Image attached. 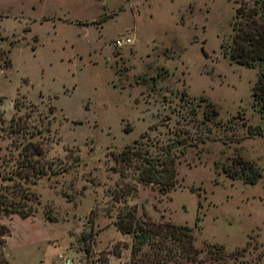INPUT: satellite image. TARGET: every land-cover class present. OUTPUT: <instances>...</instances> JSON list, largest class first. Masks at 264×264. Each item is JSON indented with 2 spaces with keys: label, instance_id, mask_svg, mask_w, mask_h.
<instances>
[{
  "label": "rangeland",
  "instance_id": "obj_1",
  "mask_svg": "<svg viewBox=\"0 0 264 264\" xmlns=\"http://www.w3.org/2000/svg\"><path fill=\"white\" fill-rule=\"evenodd\" d=\"M234 1L0 0L9 60L0 59V172L26 141L42 147L45 170L29 186L31 215L0 220V264H133L130 235L112 223L123 207L192 227L197 248H244L225 264H264V149L246 133L263 122L251 106L256 69L221 47ZM116 38L130 43L116 47ZM206 101L217 111L210 120ZM175 141L177 181L166 193L132 168L123 178L111 169L124 147L156 155ZM236 156L254 162L255 183L223 172ZM123 185L135 191L115 202Z\"/></svg>",
  "mask_w": 264,
  "mask_h": 264
},
{
  "label": "trees",
  "instance_id": "obj_2",
  "mask_svg": "<svg viewBox=\"0 0 264 264\" xmlns=\"http://www.w3.org/2000/svg\"><path fill=\"white\" fill-rule=\"evenodd\" d=\"M234 4L230 41L221 47L229 61L256 69L255 80L250 88L251 106L263 122L261 125H246V133L259 136L264 133V0H236ZM0 59L4 66L9 65L2 50ZM216 115L214 105L206 101L203 118L210 120ZM18 121H15V125H18ZM174 143L176 145L161 147L160 153L156 155H150L138 146L124 147L117 154L111 155L114 162L111 169L123 178L126 169L132 168L136 171L137 181L155 187L158 193H166L177 181L172 152L181 142ZM18 146L13 163L0 172V180L5 183L0 185V220L12 214L20 218L30 216L31 205L37 201V197L29 191V186L45 175L39 160L43 154L42 147L31 141ZM232 162L237 166L235 169H222L227 177H239L248 184L260 178L261 174L254 162L240 156L234 157ZM134 191V186L123 185L113 190L111 196L115 202H119ZM196 207H200L198 201ZM198 219V215H195L194 222ZM112 223L119 233L130 235L129 259L133 264H225L228 258L234 259L231 256L241 255L244 251L241 248L225 253L220 244H206L203 248H197L194 246L192 227L167 221H141L136 218L132 207H123ZM7 233V228L0 222V263H3V237ZM143 245L147 249L141 252Z\"/></svg>",
  "mask_w": 264,
  "mask_h": 264
},
{
  "label": "built area",
  "instance_id": "obj_3",
  "mask_svg": "<svg viewBox=\"0 0 264 264\" xmlns=\"http://www.w3.org/2000/svg\"><path fill=\"white\" fill-rule=\"evenodd\" d=\"M130 43L129 38H116L113 40V45L116 47H121L123 45H128ZM65 264H68V261L65 260Z\"/></svg>",
  "mask_w": 264,
  "mask_h": 264
},
{
  "label": "crops",
  "instance_id": "obj_4",
  "mask_svg": "<svg viewBox=\"0 0 264 264\" xmlns=\"http://www.w3.org/2000/svg\"><path fill=\"white\" fill-rule=\"evenodd\" d=\"M254 138H259L262 141V143H263V149H264V133H263V135L254 136ZM251 139H253V138H251Z\"/></svg>",
  "mask_w": 264,
  "mask_h": 264
}]
</instances>
